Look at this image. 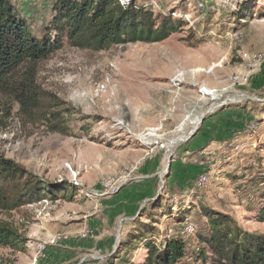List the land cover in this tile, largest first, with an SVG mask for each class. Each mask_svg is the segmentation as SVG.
I'll return each instance as SVG.
<instances>
[{
    "label": "rangeland",
    "instance_id": "rangeland-1",
    "mask_svg": "<svg viewBox=\"0 0 264 264\" xmlns=\"http://www.w3.org/2000/svg\"><path fill=\"white\" fill-rule=\"evenodd\" d=\"M54 1L13 3L39 37ZM134 1L177 18L178 31L99 51L63 39L18 69L70 110L73 134L28 119L0 87V153L72 189L68 199L0 210L24 239L21 251L0 247V264L139 263L145 242L126 256L123 245L145 228L156 245L185 242L179 264H209L198 255V235L208 233L201 207L264 234V0Z\"/></svg>",
    "mask_w": 264,
    "mask_h": 264
},
{
    "label": "trees",
    "instance_id": "trees-1",
    "mask_svg": "<svg viewBox=\"0 0 264 264\" xmlns=\"http://www.w3.org/2000/svg\"><path fill=\"white\" fill-rule=\"evenodd\" d=\"M13 1L0 0V87L13 96L28 119L61 135L73 134L67 125L70 110L61 109L63 103L58 99L48 103V94L37 86L31 73L17 77L21 65L47 58L61 48L63 39L73 47L99 51L126 43L159 42L180 26L177 18L153 14L134 0L127 4L119 0H55L50 26L36 37ZM71 194L68 183L49 182L0 153V210H15L44 198L68 199ZM261 197L256 220L264 224V195ZM201 214L208 231L198 235L201 260L209 258V264H264V234L246 232L227 213L201 207ZM147 231L129 233L123 245L126 256L144 241V259L133 263L123 257L117 264H179L185 256V242L172 237L156 245L146 237ZM0 247L16 251L24 248L18 227L8 220H0Z\"/></svg>",
    "mask_w": 264,
    "mask_h": 264
},
{
    "label": "built area",
    "instance_id": "built-area-1",
    "mask_svg": "<svg viewBox=\"0 0 264 264\" xmlns=\"http://www.w3.org/2000/svg\"><path fill=\"white\" fill-rule=\"evenodd\" d=\"M205 181H206V177L204 175L200 176L197 181V186L201 187ZM111 183L112 181H110V184ZM186 231H188L189 233L193 231L191 225H188V227H186Z\"/></svg>",
    "mask_w": 264,
    "mask_h": 264
},
{
    "label": "bare ground",
    "instance_id": "bare-ground-1",
    "mask_svg": "<svg viewBox=\"0 0 264 264\" xmlns=\"http://www.w3.org/2000/svg\"><path fill=\"white\" fill-rule=\"evenodd\" d=\"M145 143H147V141H144Z\"/></svg>",
    "mask_w": 264,
    "mask_h": 264
}]
</instances>
